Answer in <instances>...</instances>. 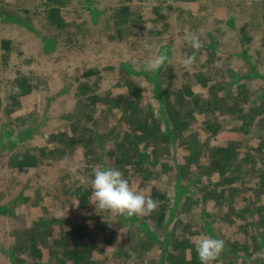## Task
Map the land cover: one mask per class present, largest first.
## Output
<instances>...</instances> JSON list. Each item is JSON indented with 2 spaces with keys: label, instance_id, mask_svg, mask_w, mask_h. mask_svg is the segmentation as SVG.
I'll return each mask as SVG.
<instances>
[{
  "label": "trees",
  "instance_id": "1",
  "mask_svg": "<svg viewBox=\"0 0 264 264\" xmlns=\"http://www.w3.org/2000/svg\"><path fill=\"white\" fill-rule=\"evenodd\" d=\"M36 2L33 9L16 5L14 11H8L0 6V24L10 23L30 32L38 39L40 52L53 58V66L47 71L22 73L9 60L10 54L22 55L20 44L0 38V71L6 82L0 95V168L24 167L28 175L18 189H9L7 202L0 203L1 216L17 219L14 208L24 216L9 232V244H0V254L10 264H120L110 256L122 254L129 259L136 256V249L145 254L155 248L157 264H200L193 233L201 230L203 237H216L212 223L223 209L220 218L225 223L220 226V238L227 244L214 264H264V161L254 156L253 149L258 150L261 143H256V148L248 144L252 142L250 126H264L263 117H259L264 112L263 92H253L245 114L243 98L236 96L241 91L226 99L223 91H230L238 80L250 76L264 80L246 54L248 48L243 46L240 53L248 72L238 74L229 69L232 80L225 82L226 87L215 83L206 65L199 64L195 76L201 92L192 93L185 80L178 98L173 99L159 80L162 69L148 74L141 56L115 64L111 59L97 66L92 60L99 57L76 55L80 45L74 37L84 28L96 32L105 29L110 40H118L124 32L132 47L140 43L138 37L150 44V30L145 32L131 0L102 8H97L94 0ZM74 2L77 5L72 6ZM76 12L86 13L88 18L80 17L75 23ZM262 19L264 22V2ZM205 34L209 42L201 40L202 46L213 50V38ZM162 47L159 45L157 51L163 53ZM65 51L69 52L66 56ZM72 56L78 59L70 63ZM109 70L114 73L107 75ZM142 80L152 84L150 97ZM183 91H188L190 98L182 97ZM17 98L25 99V103L15 108ZM234 100H238L239 108L233 106ZM99 116L104 125L97 128ZM47 124H53L51 129L45 128ZM109 147L114 151L113 164L130 186L157 201L158 208L151 215L119 217L90 203V178L95 168L106 166L104 151ZM254 161L258 165H253ZM39 169L44 175L41 179H37ZM191 169L196 173L189 178L185 174ZM247 171L259 172L256 186L260 188H253L247 196L251 205L235 209L228 202L229 188L226 193L224 188L242 187ZM161 172L171 180L169 192L156 186ZM44 190L46 196L41 195ZM68 194L71 198L65 200L63 196ZM256 195H260L257 204ZM199 201L213 206L215 212L200 209L201 225L188 219L183 222ZM253 211L260 212L257 219L261 226L253 224L257 244L250 248L240 221ZM20 227L25 228L24 236ZM234 259L237 262H232Z\"/></svg>",
  "mask_w": 264,
  "mask_h": 264
},
{
  "label": "rangeland",
  "instance_id": "2",
  "mask_svg": "<svg viewBox=\"0 0 264 264\" xmlns=\"http://www.w3.org/2000/svg\"><path fill=\"white\" fill-rule=\"evenodd\" d=\"M5 2L9 4L8 7L11 9H14L17 6L33 9V7L37 6L36 0H3L0 2V6L2 8L7 7ZM119 2L126 3V0H94V5L97 8H102L117 5ZM262 2H264V0H194L189 2L179 1L157 4L153 0H131L130 5L135 7V12H138L141 20H143L145 32L150 30V34L147 36L152 37L151 39L148 38L151 41L149 44L150 46L146 47L145 45L146 43L148 44V42L142 41L139 37L138 40L140 43L136 42V44H133V47L130 46L127 43L124 32L122 33V38L120 37L118 40H110L106 38L105 29H101L96 32L92 30H86V28H84L85 31L83 33L77 34V38L74 37L77 45H80L79 53L76 55L86 54L99 57L92 60V64L97 66L100 64L110 63L111 59H113L112 62L114 64L119 61H135V59L139 56H141L139 57L141 61L146 64V62L157 52V47L159 45H163L162 52L166 53L168 56V65L162 68L159 80H161L167 91L171 93L170 97L173 99L178 98L179 93L177 92L178 90H182V82L185 80L189 81L187 85L190 87L189 90H192V93L201 92V86L196 81L197 78L195 76V67L199 64L206 65L205 68H208V72L215 79V83L221 86L225 85V82L232 80V77H230L228 72L229 69L234 70L238 74H244L248 72L246 70L248 65L245 62L243 55L240 54L243 46L248 48L246 54L257 67L258 72L264 76V22L262 19ZM75 5H77V3L74 2L72 6ZM158 14L160 16H158ZM87 15L88 14L86 13L76 12L73 21H75V23L80 21V17L85 20V18H88ZM228 21H231L232 25L228 24ZM106 25L110 27L112 26V24L109 22L106 23ZM207 32L210 33L213 38V50L202 46L196 53V59L198 62L196 61V63L190 68H185L181 63V60L182 58L191 54L189 51H192V49L184 42L183 38L185 34L195 33L199 36L200 40L208 43L209 40L205 34ZM144 36L146 35L144 34ZM68 53V51H65L63 55L66 56ZM44 56L45 55L40 56L38 59H31L29 56L27 57L24 54H10L9 60L14 65V67L22 73L27 70L47 71V69L52 67L53 64H48L45 66L46 62ZM77 59L78 57L72 56L70 57L69 61L70 63H73L74 60ZM47 61L51 62L52 60L47 59ZM101 73H105V70ZM108 73L107 75H111L114 73V71L109 70ZM151 73V71H148V74ZM237 82V85L233 84V89L230 91L223 90L225 91V99L234 96L235 93L241 91V94L238 93L236 96L237 98H243V103L247 108L245 110V114H248L250 106L248 101L251 96H253L252 94L255 90L263 92L262 101L264 102V80L255 76H250L248 78L238 80ZM5 87L6 82L4 74L1 73L0 95L3 94ZM142 87L146 92V95L150 97V92L153 91L152 84L144 83L142 80ZM175 95H177V97ZM183 95L185 98H190V93L188 91H183L181 96L183 97ZM24 102L25 99L17 98L16 103H13L15 108H17ZM65 106L67 107L66 104ZM233 106L235 108L240 107L238 100L233 101ZM262 113L263 114H260L259 117L262 116V119L264 120V112ZM103 121V117L99 116L96 127L98 128L103 126ZM239 121L240 118L237 119L236 122ZM263 127L264 126L261 127L260 125L256 124L250 126L249 139H252V142L248 143L252 148H256V143H261V147L258 150H253L255 151L254 156H258L262 161H264ZM238 137H240V135H238ZM162 146L168 149V145L163 144ZM133 151L134 150L132 149L131 152ZM113 157V149L110 147L106 148L104 151L106 167L117 168L116 165L113 164ZM245 161L246 160L243 161L244 164ZM90 163L95 165V157L94 159H91ZM250 163L251 161L246 164L249 165ZM256 163L258 165V162L256 161H254L253 165ZM194 173H196V169H191L186 172L185 176L190 178ZM26 174L27 171L25 169L9 170V168H0V191H3L0 193V201L7 202L8 196L10 195L9 189H18L20 187V183L24 182L25 178L28 177ZM258 174L259 172H248L247 175H244V179L247 178V180H244L242 187L237 185L234 188L230 186L224 188V193H226L225 189L229 188L227 191V196L230 197V201L228 202L229 204L231 203L232 207L235 209L242 207L244 209L245 207L251 205L250 202L252 201L248 199L247 196L252 193L253 188L258 187L256 186L257 179L259 181L260 176ZM43 176L42 170L39 169L37 172V179H41ZM46 176L51 179L50 175ZM158 182L159 183H157L156 186L162 187L167 192L171 190V180L165 178L164 172L158 174ZM231 188L233 189L232 191H230ZM58 190L59 188L55 189L54 193L56 194V191ZM238 193L241 194L238 195ZM47 194V190H44L41 193L42 196H46ZM260 195H256L254 197L256 204L260 201ZM243 197L245 200L244 203ZM63 198L65 200H69L71 195H64ZM261 202L264 203L263 198ZM194 206L195 207L190 208V211L185 215L183 222L188 219L194 224L196 222L201 225L199 215L200 209L215 212L213 210V206H206V202L203 201H199L198 205L196 206V204H194ZM13 212L15 215H20V217L23 218L18 208H14ZM222 213L223 209H221V213L220 211L217 213V217L212 223V232L216 234V237L219 238L221 233L220 226L221 224L224 225L225 223L224 220L220 218L222 217ZM259 213V211H253L252 214L246 213V219L243 217V221H240V225L244 226L246 229L244 237L247 240V244L250 248L255 247L257 244V237L255 234H253L252 228L253 224L258 227L261 226L257 219L259 217ZM232 214L233 213H231V216H233V218H237L236 214ZM246 221L252 222V225L246 226ZM1 227L2 225L0 224V228ZM4 230L5 231L0 230V233L1 235L3 234V237L5 236L4 234L6 233V228H4ZM200 231L201 230H196L195 233H193L194 241L203 237L204 233H200ZM20 233L24 236L25 228L20 227ZM229 233H231V231L227 232L228 235ZM225 243L227 244V242ZM127 247L128 246L126 245L124 250ZM240 248H242V246H240ZM24 252L26 253V251ZM134 252L136 256H132L129 259L122 254L118 256L113 255L110 257L115 262H119L120 264H142L143 261H145L147 264H157V261L155 260V248H152L151 251H145V254L138 249L134 250ZM238 252L242 254L244 251L238 250ZM223 255H225L223 257H226L229 254L227 253ZM50 256H52V254ZM232 262L237 261L234 259Z\"/></svg>",
  "mask_w": 264,
  "mask_h": 264
},
{
  "label": "clouds",
  "instance_id": "3",
  "mask_svg": "<svg viewBox=\"0 0 264 264\" xmlns=\"http://www.w3.org/2000/svg\"><path fill=\"white\" fill-rule=\"evenodd\" d=\"M183 39L192 49V53L182 58L181 63L185 68H190L196 63V53L202 47V43L195 33H187ZM145 46L150 45L146 43ZM167 65V54L157 51L144 67L147 71L156 72ZM90 186L92 189L90 203L96 209L114 213L119 217L148 216L158 208L157 201L150 194L146 195L134 190L118 168L106 166L95 168L90 178ZM224 248L225 241L214 236H206L194 241V249L200 264H214Z\"/></svg>",
  "mask_w": 264,
  "mask_h": 264
},
{
  "label": "crops",
  "instance_id": "4",
  "mask_svg": "<svg viewBox=\"0 0 264 264\" xmlns=\"http://www.w3.org/2000/svg\"><path fill=\"white\" fill-rule=\"evenodd\" d=\"M3 9H6L8 11L15 10V9H11L10 7H6ZM0 38H7V39H12V40L17 41L20 44V48L22 49L21 50L22 54L26 55L27 57L29 56V58L31 59L32 58L38 59L40 56L44 55L40 52L38 39L33 34L24 30L23 28L13 26L10 23H2L0 24ZM44 57H45V62H46L45 66H47L48 64H51V62H48L47 59H51L53 61V58L46 56V55ZM0 74H1V71H0ZM28 99L31 100L30 97H28ZM52 126L53 124H47L45 128L51 129ZM4 168H9V170L25 169L24 167H19V168L11 167L10 168L9 166H4ZM2 192L0 191V193ZM0 202L3 203V201H0ZM21 214L23 216V213ZM16 218L17 219H9L7 216L0 215V224L2 225L0 230L5 231L4 228H6V233L4 234L5 235L4 237L2 236L3 234L1 235L0 233V244L4 246L9 244V232L13 228L18 226V223L20 220H23V218H21L20 215H16ZM19 233H20V229H19ZM22 254L23 256L27 257V254L25 252H22ZM0 264H10L9 261L2 254H0Z\"/></svg>",
  "mask_w": 264,
  "mask_h": 264
}]
</instances>
